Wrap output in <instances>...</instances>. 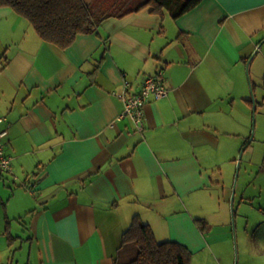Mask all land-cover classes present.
<instances>
[{
	"label": "crops",
	"instance_id": "0c3cea01",
	"mask_svg": "<svg viewBox=\"0 0 264 264\" xmlns=\"http://www.w3.org/2000/svg\"><path fill=\"white\" fill-rule=\"evenodd\" d=\"M263 47L264 0H202L177 18L147 6L66 48L0 7V264H127L135 215L191 264H230L208 219L250 143ZM158 69L168 94L146 101L139 131L118 93ZM244 255L264 264V243Z\"/></svg>",
	"mask_w": 264,
	"mask_h": 264
},
{
	"label": "trees",
	"instance_id": "16d2710c",
	"mask_svg": "<svg viewBox=\"0 0 264 264\" xmlns=\"http://www.w3.org/2000/svg\"><path fill=\"white\" fill-rule=\"evenodd\" d=\"M125 1L0 0V7L12 8L31 23L43 40L66 48L79 34L97 30L102 20L109 16L121 17L151 6L154 12L166 10L177 18L202 0H133L137 3L122 9L121 2ZM199 221L205 228L207 220ZM130 242L136 243L138 252L127 264H191L192 252L186 245L173 240H158L149 224L144 223L138 215L134 216L129 228L123 233L121 246Z\"/></svg>",
	"mask_w": 264,
	"mask_h": 264
},
{
	"label": "rangeland",
	"instance_id": "374dc122",
	"mask_svg": "<svg viewBox=\"0 0 264 264\" xmlns=\"http://www.w3.org/2000/svg\"><path fill=\"white\" fill-rule=\"evenodd\" d=\"M121 3L122 9H126L137 2L127 0ZM262 50L264 47L258 51L259 58ZM256 82L251 92L250 143L239 154L234 173L226 177L227 194L213 206L212 219H208L210 226L207 233L211 238L220 240L216 246L231 254L230 264H251V258L245 260L244 253L264 243V86L263 79ZM233 197L235 213L232 216ZM122 249V257L129 260L138 252L134 242L127 243Z\"/></svg>",
	"mask_w": 264,
	"mask_h": 264
},
{
	"label": "built area",
	"instance_id": "2783aa9c",
	"mask_svg": "<svg viewBox=\"0 0 264 264\" xmlns=\"http://www.w3.org/2000/svg\"><path fill=\"white\" fill-rule=\"evenodd\" d=\"M129 82L124 81V87L121 93H118L124 102V109L120 117L128 116L134 122L136 129L143 131L145 129L146 121L144 117V106L146 101L151 98L159 99L168 94V88L165 84L164 73L162 69L145 79V83L141 90L136 94H130L128 91ZM4 117H0V122ZM7 133L4 129L0 131V172H12V156L7 154L4 150L3 137ZM14 178H17L14 176ZM26 185V182H23ZM28 190L35 193V189L28 187Z\"/></svg>",
	"mask_w": 264,
	"mask_h": 264
},
{
	"label": "water",
	"instance_id": "95a60500",
	"mask_svg": "<svg viewBox=\"0 0 264 264\" xmlns=\"http://www.w3.org/2000/svg\"><path fill=\"white\" fill-rule=\"evenodd\" d=\"M232 209H233V207H232Z\"/></svg>",
	"mask_w": 264,
	"mask_h": 264
}]
</instances>
